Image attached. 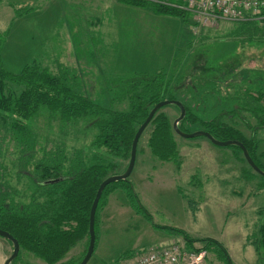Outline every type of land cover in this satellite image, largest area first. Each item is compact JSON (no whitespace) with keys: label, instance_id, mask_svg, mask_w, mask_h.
<instances>
[{"label":"rangeland","instance_id":"374dc122","mask_svg":"<svg viewBox=\"0 0 264 264\" xmlns=\"http://www.w3.org/2000/svg\"><path fill=\"white\" fill-rule=\"evenodd\" d=\"M143 1L147 3L135 6L119 0H1V68L19 74L36 61L55 72L61 64L75 70L92 101L109 108L115 99L111 108L116 110L125 109L126 103L117 100L121 94L115 87L129 76L165 72L173 75L172 82L181 77L178 86L173 83L181 91L175 93L174 89L173 93L189 100L192 96L186 85L194 88L212 81L219 89V111L224 109V97L257 96L258 89L264 87L263 21L256 24L258 32L250 42L246 35L236 37L237 26L229 21L192 34L181 18L159 14L152 8L155 2ZM204 88L203 98L211 91L207 85ZM204 104L191 101L190 107L195 105L198 115L207 111L209 119ZM260 105L264 108V99ZM159 113L171 124L179 116L173 105ZM235 122L236 130L251 139L256 162L264 172V128L255 130L257 118L248 111H241ZM36 127L40 136L30 172L45 152L57 148H62L67 158L76 151L84 155L94 151L89 148L92 133L84 130V124L66 135H59L57 127L48 132L42 122ZM199 128L195 125L189 130L201 131ZM151 130L148 126L141 135L128 181L153 224L182 230L191 238L218 241L232 264H264V176L248 166L235 146L217 147L204 137L184 139L175 133L178 157L162 162L151 155L147 145ZM17 152L12 141L1 142L0 191L15 202L27 203L34 188L23 174H16ZM127 164V160L120 161L117 172L122 174ZM96 219L94 251L86 264H116L127 252L184 242L155 229L138 214L123 188H113L107 194ZM0 241L8 258L12 244ZM86 244L84 237L60 262H77ZM207 254L209 264H222L213 253ZM42 263L24 252L16 264Z\"/></svg>","mask_w":264,"mask_h":264},{"label":"trees","instance_id":"16d2710c","mask_svg":"<svg viewBox=\"0 0 264 264\" xmlns=\"http://www.w3.org/2000/svg\"><path fill=\"white\" fill-rule=\"evenodd\" d=\"M119 1L135 6L147 3L143 0ZM152 8L159 14L179 17L189 25V16L181 10L157 3ZM262 21L264 17L234 22L237 29L233 34L236 37L246 35L250 42V38L258 32L256 24ZM2 43L3 35L0 34V49ZM169 75L161 72L153 76H129L122 79L115 88L121 94L117 100L125 102L126 108L116 110L111 108L116 103L115 99L109 102V108L92 101L75 70L61 64H57L53 72L45 63L35 61L26 65L19 74L5 72L0 64V145L5 140L14 143L19 156L15 166L16 174H23L34 188L27 203L15 202L13 197L0 191V230L9 233L19 244V253L12 261L13 264L20 261L24 252L39 258L43 264H78L82 260L86 250L77 262H60L84 237L87 238L88 246L89 211L96 191L104 179L119 175L117 170L120 161H129L132 140L138 127L160 101L174 100L183 105L185 117L178 124L180 131L191 133L189 127L196 125L200 127L199 130L211 134L217 140L239 141L262 170L256 162L251 139H247L234 126L238 114L248 111L257 118L258 127L255 130L264 128V108L260 105L264 99V87L258 89L257 96L248 93L235 98L224 97V109L219 111L217 108L221 99L216 96L219 93L216 84L212 81L203 83L211 88V91L206 90L208 93L204 94V98L201 97L205 89L202 84H195L194 88L186 85L185 89L195 105L198 102L205 103L204 107L211 114L207 119V111L195 114V105L191 108L188 98H178L173 93L174 89L175 93L181 91V88L173 86L180 84L181 77L172 82L173 75ZM159 111L148 125L152 126V130L147 145L151 155L160 161L176 160L178 154L172 124ZM40 122L51 133L57 127L59 135H66L65 132L84 124V130L92 133L89 148L94 151L89 155L76 151L72 158H67L63 149L57 148L45 152V157L34 163L31 172L28 171L37 155L40 130L36 125ZM56 179H59L56 183L44 184ZM113 188L126 190L133 209L143 215L155 229L163 230L171 237H181L190 251L205 250L213 253L222 264H232L226 249L218 241L191 238L182 230L153 224L128 179L110 184L103 190L95 213L94 229L101 202ZM261 231L264 236V227ZM195 244L201 247L195 249ZM133 253L123 254L118 262L130 258Z\"/></svg>","mask_w":264,"mask_h":264},{"label":"built area","instance_id":"2783aa9c","mask_svg":"<svg viewBox=\"0 0 264 264\" xmlns=\"http://www.w3.org/2000/svg\"><path fill=\"white\" fill-rule=\"evenodd\" d=\"M173 7L189 16L192 34L209 29L221 21L240 22L264 17V0H151ZM205 250L190 251L184 242L171 241L134 252L116 264H209Z\"/></svg>","mask_w":264,"mask_h":264},{"label":"water","instance_id":"95a60500","mask_svg":"<svg viewBox=\"0 0 264 264\" xmlns=\"http://www.w3.org/2000/svg\"><path fill=\"white\" fill-rule=\"evenodd\" d=\"M169 105H173V106L177 107V109L179 110V113H180L178 118L175 119L173 124H172L173 131L176 135H178L179 137L184 138V139H193L196 137H204L211 144H213L217 147L235 146L241 151V153L244 157V160L246 161L248 166L257 174L264 176V172L254 163V161L250 157L247 149L244 147V145L242 143H240L239 141H235V140L220 141V140L215 139L211 134H209L205 131H195L192 133H184V132L180 131L178 128V124L185 117V109H184L183 105L179 101H174V100L160 101L153 106V108L150 110V112L148 113L145 120L138 127V129H137V131L133 137V140H132L130 157H129V161H128V164H127L125 171L119 175L109 176L100 183V185L96 191L95 197L92 201L90 211H89L88 246H87L86 253H85L84 257L82 258V260L78 264H86L93 254L94 245H95V232H94L95 213H96V209H97V206H98V203H99V200L101 198L103 190L106 188V186H108L110 184H113V183L118 182V181H126L129 178V176H130V174L134 168V165H135L137 145H138V141H139L142 133L144 132L146 127L151 122L155 113L158 110H160L161 108H163L165 106H169ZM58 181H59V179L50 180V181L45 182L44 184L45 185L46 184H53V183H56ZM0 238L4 239V240H6L12 244V253L6 259V261L4 263V264H11L12 261H14L16 259L17 255L19 253V244L9 233H7L3 230H0Z\"/></svg>","mask_w":264,"mask_h":264},{"label":"crops","instance_id":"0c3cea01","mask_svg":"<svg viewBox=\"0 0 264 264\" xmlns=\"http://www.w3.org/2000/svg\"><path fill=\"white\" fill-rule=\"evenodd\" d=\"M6 259H7V255L4 249V245L0 241V264H4Z\"/></svg>","mask_w":264,"mask_h":264}]
</instances>
